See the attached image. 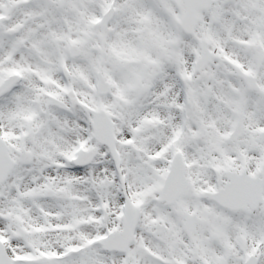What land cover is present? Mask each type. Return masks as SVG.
<instances>
[{"label": "snow or ice", "instance_id": "6c2138e0", "mask_svg": "<svg viewBox=\"0 0 264 264\" xmlns=\"http://www.w3.org/2000/svg\"><path fill=\"white\" fill-rule=\"evenodd\" d=\"M0 264H264V0H0Z\"/></svg>", "mask_w": 264, "mask_h": 264}]
</instances>
